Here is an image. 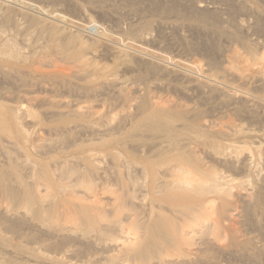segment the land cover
I'll use <instances>...</instances> for the list:
<instances>
[{
  "label": "rangeland",
  "instance_id": "1",
  "mask_svg": "<svg viewBox=\"0 0 264 264\" xmlns=\"http://www.w3.org/2000/svg\"><path fill=\"white\" fill-rule=\"evenodd\" d=\"M231 3L229 0H0V112L11 122L13 108L25 104L33 111L25 122L28 140L19 141L14 127L6 138L0 134L1 171L9 176L6 168L19 166L26 185H36L41 164L52 172L54 160L67 161L61 150L65 130L87 112L92 115V128L78 132L76 141L92 143V155L112 143L122 145L123 160L128 157L125 152L128 144L170 143L172 139L174 143H191L186 149L195 151L203 165L223 175L226 179L223 183L231 179L244 183L225 185L233 195L228 217L235 225L233 232L239 241H249L251 247L263 249V255L256 260L239 258L240 248L232 245L231 222L224 221L219 239L213 235L207 239L194 236L193 259L204 260L202 264H264V232L255 230L250 222L246 224L248 207L243 202V197L256 198L264 184L263 107L255 100L250 102L256 105L250 110L239 102L231 104L215 91L149 64L150 56L158 55L167 60L169 68L179 69L175 64L180 69L197 67L201 75L217 78L234 89L253 92L254 97L264 96V82L255 83L258 69L264 75V66L254 63L241 48L242 43L254 49L260 44L263 48L259 51H264V0H234L235 9ZM196 5L208 11L210 19L205 25L195 22ZM237 5L249 12L238 10ZM240 21H244L247 29L237 38L232 36L228 40L218 35L219 30L226 31L228 36L236 34L235 25ZM109 39L124 44L132 42L150 56L141 60L111 52ZM80 42L84 47L78 50ZM86 60L88 64L81 66ZM196 73L200 75V71ZM156 105L179 122L158 131L149 128L146 119ZM183 121L194 122L195 128L185 129ZM216 129L228 130L229 134L223 136ZM50 143H56L58 149L49 151ZM237 146L244 147L242 153ZM28 160L30 164L26 163ZM44 190L41 187L36 191L43 194ZM74 197L71 201L90 204V199L78 190ZM99 198L103 209L113 203L109 194ZM62 199L63 193L57 197ZM0 201V216L5 217L6 203L3 198ZM258 209L262 213L257 220L262 223L264 191ZM138 211L141 220L150 214L145 204ZM6 216L24 225L12 231L0 222V230L9 241L0 243L1 263L105 264L110 255L118 252L116 239L98 241L99 232L76 230L72 219L66 220L68 229L61 233L70 238L58 241L60 249L54 251L50 248L55 242L48 233L50 230L39 221L30 220L24 210ZM154 217L157 213L151 219ZM137 226L141 231L152 227L142 222ZM132 233V229L125 233L113 231L114 238L128 240L132 239ZM31 237H41L44 242L40 239L32 242ZM32 247L45 257L28 252Z\"/></svg>",
  "mask_w": 264,
  "mask_h": 264
},
{
  "label": "bare ground",
  "instance_id": "2",
  "mask_svg": "<svg viewBox=\"0 0 264 264\" xmlns=\"http://www.w3.org/2000/svg\"><path fill=\"white\" fill-rule=\"evenodd\" d=\"M229 1L235 9L234 0ZM237 7L240 11L249 12V9L241 5ZM194 9L197 12L195 22L205 25L210 19L206 14L207 9L202 5H196ZM211 19L215 20L216 17ZM235 27L237 28L236 34L228 36V33L222 30L217 33L220 37L232 40V36L237 38L239 33L247 29L244 21L238 22ZM52 30L55 31L56 28ZM109 41L111 44H108V48L111 52L141 60L150 56L134 47L132 42L124 44L125 42L121 43L116 40L109 39ZM74 42L73 39V44H76ZM262 46L258 44L254 49L242 43L241 48L254 63L264 66V51L261 49V52L259 51V48H263ZM83 47L84 44L80 42L78 50ZM150 57V65L153 64L157 69L159 67V69L180 75L183 80L204 86L211 92L215 91V94L219 93L218 96H223V99L230 101L231 104L239 102L250 110L252 106H256L251 104L255 100L256 104L264 109V96L254 97L256 94H252L253 92L234 89L217 78L201 75L202 72L197 67L188 66L180 69L179 65L175 64L179 69L172 68L173 66L169 68L165 58L158 55ZM87 64L88 60L81 66ZM196 70L200 71L199 76ZM260 70L258 69V72L256 70L258 78L255 83L264 82V75ZM31 115H33L31 106L25 104L10 111L11 122L0 112V134L6 138L10 129L14 127L19 141L20 139L28 140L29 134L25 122ZM91 118V112L84 113L72 128L65 130V143L61 145V150L64 154L63 158L67 161L58 163L54 160L52 172L49 171L47 165L41 164L37 169L38 182L36 185H26L20 174L19 166L9 165L6 168V173L11 178L6 176L0 168V198L1 200L3 198L6 203L5 214H3L5 217L0 216V222L4 223L8 230L13 231L24 224H19L21 221H11L6 214H15L24 210L30 220L39 221L42 226L50 230L48 233L55 240L50 248L54 251L60 249L58 241L70 238L61 233L68 229L65 225L66 220L72 219L76 230L86 228L99 232L96 237L98 241L116 239L118 252L110 255L105 264H121L123 261L125 264L126 262L132 264L133 262L134 264H202L204 260L193 259L194 255H191L194 236L198 234L207 239L213 235L215 239H219L223 222L230 221L232 245L240 248L237 256L256 260L258 256L263 255V249L255 245L251 247L249 241H239L233 232L235 225L228 217L233 206V195L225 188V185L232 183L233 186H243V182L231 179L223 183L225 179L223 175L203 165L195 151L186 149L191 143H174L173 139L170 143L128 144L125 150L128 157L125 160L122 159L123 156L120 153L122 151L120 143L105 145L97 155H92V147H94L92 143H77L76 141L78 132L91 130ZM172 119L166 115L163 108L156 105L146 121H149L147 125L149 128L158 131L172 125L175 126L179 122ZM192 123L194 122L183 121L181 125L185 129H194L195 125ZM200 126L206 127V124ZM73 130H77L76 133ZM215 132L223 136L229 134L228 130L224 129H216ZM13 143L19 142L13 140ZM55 144H48L49 151L54 152L58 149ZM236 149L242 153L244 147L237 146ZM102 154L107 156H102ZM26 163L30 164V161ZM41 187L45 188L43 194L36 191ZM77 190L90 199V204L71 201L75 198L74 192ZM263 191L264 184L256 194V198L243 197V202L248 207L246 209L248 212L244 216L246 224L250 222V226L259 232H264V222L257 220L262 213L258 206ZM61 193L64 199L57 200ZM106 194L111 195L113 203L103 209L100 204L102 199L99 197ZM147 196L152 198L148 200ZM0 202L2 204V201ZM134 203L145 204L150 214L141 220L138 208L142 205ZM155 213L157 217L151 219ZM141 222L150 223L152 227L147 231H141L137 226ZM127 229L134 231L132 239H122L120 236L114 238V230L125 233ZM40 238L31 237V241ZM8 242V238L0 230V243L7 244ZM28 252L36 255L40 253L35 247L28 248ZM0 264L6 263L0 262Z\"/></svg>",
  "mask_w": 264,
  "mask_h": 264
}]
</instances>
